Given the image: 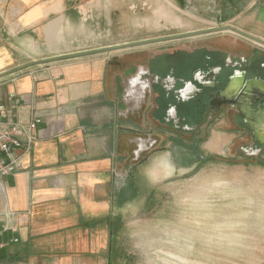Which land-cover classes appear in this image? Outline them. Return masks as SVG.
<instances>
[{"label": "crops", "instance_id": "obj_1", "mask_svg": "<svg viewBox=\"0 0 264 264\" xmlns=\"http://www.w3.org/2000/svg\"><path fill=\"white\" fill-rule=\"evenodd\" d=\"M137 2L0 0V73L61 57L0 78V104H11L12 94L18 99L14 118L41 120L36 140L22 158L24 169L0 179V264H115L111 237L122 208L142 193L144 181L165 178L177 168L163 150L170 142L161 139L180 138L167 135L164 121L173 113L172 105L178 116L195 119L185 109L194 105L202 87L198 80L204 73L214 77L204 59L211 66L214 51H222L264 63V50L257 46L237 56L218 47L156 53L147 66H137L132 54L139 46L102 51L148 40L137 37ZM185 7L160 4L152 9L156 25L182 27L186 10L202 21L200 9ZM226 9L227 20L238 15ZM254 15L246 16L251 24ZM259 17L264 21V12ZM244 30L264 39L263 32ZM127 53L131 55L123 60ZM234 71L242 73V80L233 81L229 98L245 93L243 72L248 80L258 79L250 82L264 91V77L240 68L227 73ZM233 138L212 134L190 148L220 153ZM153 139L163 143L161 149H149ZM140 151L142 158L133 165L131 155L136 159ZM195 152L191 164L201 156ZM123 168L126 179L119 175ZM7 223L16 229L3 230Z\"/></svg>", "mask_w": 264, "mask_h": 264}, {"label": "rangeland", "instance_id": "obj_2", "mask_svg": "<svg viewBox=\"0 0 264 264\" xmlns=\"http://www.w3.org/2000/svg\"><path fill=\"white\" fill-rule=\"evenodd\" d=\"M162 3L171 8L196 7L201 10L202 21L184 10V26H158L152 9ZM137 5L139 39L226 24L264 33V21L259 17L264 12V0H138ZM226 8L235 9L232 12L238 15L227 20ZM251 12L255 14L252 24L246 18ZM229 31L158 41L131 51L135 50L132 54L137 66H147L153 54L188 52L199 47L225 48L235 56L245 55L248 48L255 46L264 50L258 43ZM222 36H231L234 40L229 42ZM127 55L131 53L122 54L123 60ZM253 64L257 68L260 61L255 60ZM204 74L198 81L203 85L214 84L213 78ZM217 96L213 100L214 109L196 127L187 122L194 119L183 120L176 113L168 120L165 118L167 135L180 138L168 140L164 135L161 139V142H170L163 150L169 151V158L178 164L177 168L165 178L144 181L142 193L122 208L121 216L115 219L110 244L115 264H264V147H257L262 143L254 139L241 113L229 103L215 101L219 100ZM256 96L259 95L250 98L253 109L264 104V95L257 99ZM241 97L246 99L245 95ZM212 134L227 138L234 135V138L227 139L220 153L206 152L211 156L200 148H190L198 147ZM152 143L148 146L150 150L157 146L161 149L163 145L156 139ZM193 149L201 153L195 164L189 163L196 154ZM134 157L131 155L133 165L140 161L142 152ZM126 169L119 172L123 179L127 178Z\"/></svg>", "mask_w": 264, "mask_h": 264}, {"label": "water", "instance_id": "obj_3", "mask_svg": "<svg viewBox=\"0 0 264 264\" xmlns=\"http://www.w3.org/2000/svg\"><path fill=\"white\" fill-rule=\"evenodd\" d=\"M224 30H230V31H232V32H234L240 36H243V37H245V38H247V39H249L255 43H258L259 45L264 47V39H261L257 36H254L248 32H245L239 28H236L234 26L227 25V26H218V27L208 28L205 30L186 32V33H182V34H175V35L165 36V37H161V38H154V39H148V40L137 41V42H132V43L120 44V45L106 47V48H103L101 50L102 51H111V50H117V49L137 47V46L150 44V43H154V42H158V41L173 40V39H177V38H181V37L193 36L196 34H203V33H208V32H220V31H224ZM84 53H88V52H83V54ZM59 58H61V57L48 58V59H43V60H33L30 62H27L25 64H22L20 66L15 67V68H11L9 70L1 72L0 78H2L3 76H6L8 74L17 72L19 70H22L24 68H27V67H30V66H33L36 64L52 62V61L58 60ZM234 74H235V71L230 75L225 74L226 76L224 77V81H226V83H225L224 87H222L223 84L221 82H218L217 84H212V85H203L202 84V87H201V89H199V92H198V95L196 96V99L193 100V103H195V105L191 106V108L185 109V111H186V113L199 112L200 107H203L205 104L207 105L208 103L211 104L213 102V100L216 99L215 97L217 95H218L217 97L219 98V100H215L217 102L218 101L226 102V103L232 104L233 106L236 103L237 104L243 103L244 106L246 107L247 113H244L241 108H238V110L241 113V115L243 116L244 123L251 130L254 139L259 141L260 143H264V104H263V107H259L258 109H253L251 107V101H250V98L254 94H258L259 96H261V95H264V91H253L249 94H246L244 92H241V90H240L237 95L231 96V98L225 96L223 93L228 89L230 82H231V79H232ZM223 75H224V73H223ZM243 75H244L245 81H257L258 80V79H255V80L246 79L245 78V75H246L245 72H243ZM261 81H263V80H261ZM216 93H218V94L215 95ZM241 95H245L246 99H243L241 97ZM259 96H256V99L259 98ZM203 97H204V99H206L205 102L202 101ZM195 106H197V107H195ZM169 108H172L173 117L175 116V113L177 115V110H176L175 105H172ZM172 115L169 114V116H172ZM185 116H186V114H185ZM182 118H183V120L186 119L185 117H182ZM257 132H259L258 135H257ZM257 136H260V137H257Z\"/></svg>", "mask_w": 264, "mask_h": 264}, {"label": "built area", "instance_id": "obj_4", "mask_svg": "<svg viewBox=\"0 0 264 264\" xmlns=\"http://www.w3.org/2000/svg\"><path fill=\"white\" fill-rule=\"evenodd\" d=\"M11 104H0V179L24 169L22 158L29 153L36 140V128L41 121L36 116L22 122L15 117L18 99L9 95ZM13 224H5L3 230H15Z\"/></svg>", "mask_w": 264, "mask_h": 264}, {"label": "flooded vegetation", "instance_id": "obj_5", "mask_svg": "<svg viewBox=\"0 0 264 264\" xmlns=\"http://www.w3.org/2000/svg\"><path fill=\"white\" fill-rule=\"evenodd\" d=\"M213 57H214V61L211 62V63H213V65L209 66V68H211V71L214 74V77H213V83L214 84H217L218 82L223 83L224 79L220 76V73L223 71L228 72V70L232 69V68L233 69L240 68V69H245V70L247 69V70H250V72L253 71V74H256L260 77L261 76L264 77V73L262 74V72L258 70V68H260L261 70L264 71V63H261L260 66L256 68L255 65L253 64V62L256 60V59L254 60V56H251L249 58L240 57L239 59H237V58H233L232 56H230L228 54V52L214 51ZM204 65L207 66L206 63ZM235 80L236 81L242 80V73L236 72L233 75L228 89L223 93L225 96L229 97V94L231 93V90H232L231 85L233 84V81H235ZM225 83H226V81H224L222 87L225 86ZM201 85H202V83H201ZM202 101L205 102L206 99H204V97H203ZM194 105H195V103H194ZM197 106H195V107H197ZM214 106H215V104H214V102H212L211 104L208 103L207 105L205 104L203 107H200V109H199L200 111L194 113L195 119L192 120L193 125L197 126V124H199L201 121H204L206 119V117L208 116V113L210 111H212V108L214 109ZM234 107L235 108H241L244 113H247L246 107L244 106L243 103L234 104ZM188 123H191V121H189ZM258 134H259V132H257V135ZM257 137H260V136H257ZM262 146L264 147V143L257 145L258 148H262Z\"/></svg>", "mask_w": 264, "mask_h": 264}, {"label": "bare ground", "instance_id": "obj_6", "mask_svg": "<svg viewBox=\"0 0 264 264\" xmlns=\"http://www.w3.org/2000/svg\"><path fill=\"white\" fill-rule=\"evenodd\" d=\"M244 83L246 84V85H245V84L243 85L244 89L246 88V90H245V93H246V94H249V93H251V92H253V91H260V90H258L257 87L254 85V82H250V81H245V80H244Z\"/></svg>", "mask_w": 264, "mask_h": 264}, {"label": "trees", "instance_id": "obj_7", "mask_svg": "<svg viewBox=\"0 0 264 264\" xmlns=\"http://www.w3.org/2000/svg\"><path fill=\"white\" fill-rule=\"evenodd\" d=\"M212 58H213V59H212ZM212 58H210V61H211V62L214 61V57H213V56H212ZM204 62H205V59H204ZM204 62H202V63H204ZM206 65H207V67H209V64H208L207 61H206ZM223 72H224V71H223ZM226 73H227V72H224V74H226ZM228 74H229V73H227L226 75H228ZM226 75H225V76H226ZM220 76H221L223 79H224V77H225L224 75H222V72L220 73ZM223 83H224V80H223ZM223 83H222V84H223ZM194 113H195V112H192V114H194Z\"/></svg>", "mask_w": 264, "mask_h": 264}]
</instances>
